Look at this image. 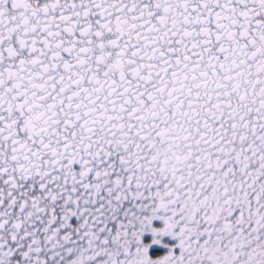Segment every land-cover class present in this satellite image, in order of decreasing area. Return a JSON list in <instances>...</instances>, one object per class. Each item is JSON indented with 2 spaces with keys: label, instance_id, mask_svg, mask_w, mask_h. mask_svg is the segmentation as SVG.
Listing matches in <instances>:
<instances>
[{
  "label": "snow or ice",
  "instance_id": "snow-or-ice-1",
  "mask_svg": "<svg viewBox=\"0 0 264 264\" xmlns=\"http://www.w3.org/2000/svg\"><path fill=\"white\" fill-rule=\"evenodd\" d=\"M0 264H264V0H0Z\"/></svg>",
  "mask_w": 264,
  "mask_h": 264
}]
</instances>
